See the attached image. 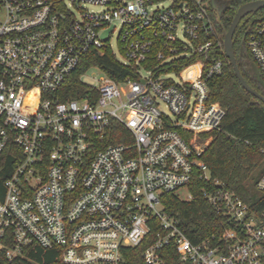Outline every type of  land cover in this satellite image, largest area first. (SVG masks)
Segmentation results:
<instances>
[{
    "label": "built area",
    "instance_id": "2783aa9c",
    "mask_svg": "<svg viewBox=\"0 0 264 264\" xmlns=\"http://www.w3.org/2000/svg\"><path fill=\"white\" fill-rule=\"evenodd\" d=\"M210 1L0 0V156L10 144L18 148L0 200V257L12 261L37 245L61 249L64 264H123V250L156 227L144 264H166L169 245L182 264H263L264 212L250 213L211 180L201 159L204 135L225 116L208 96V79L222 70L219 59L204 62L222 46L205 37L214 33ZM113 24L114 47L113 32L100 37ZM247 47L264 79V22ZM91 52L138 68V79L118 81L91 67L79 77L83 97L61 100ZM176 59L196 60L173 70ZM91 69L102 76L90 74L88 83ZM113 124L130 141L104 145ZM194 176L208 185L201 196L229 221L196 244L160 202L185 189V198L176 197L192 200Z\"/></svg>",
    "mask_w": 264,
    "mask_h": 264
},
{
    "label": "trees",
    "instance_id": "16d2710c",
    "mask_svg": "<svg viewBox=\"0 0 264 264\" xmlns=\"http://www.w3.org/2000/svg\"><path fill=\"white\" fill-rule=\"evenodd\" d=\"M254 0H215V7L210 1L209 15L214 26V33L205 37L221 42L219 49H214L205 62L211 58L222 61L220 74L213 75L207 81L210 102H217L224 110L225 116L218 129L204 135L210 139L202 161L210 170L211 180L218 181L224 188L233 192L247 205L250 213L261 216L264 212V189L257 188V183L264 176V104L248 94L240 86L233 68L223 50V32L227 31L237 9ZM264 22V8L247 15L239 23L234 35V53L240 73L245 81L264 96V79L247 47V40L259 23ZM203 59V58H202ZM196 59H176L171 65L173 70L187 66ZM155 65L143 63L141 67ZM98 67L107 76L121 81L126 77L138 79V68H124L118 64L111 53L99 57L93 52L86 55L77 70L65 81L60 93L61 100L82 98L86 89L79 77L85 70ZM193 70V69H191ZM255 102H252V101ZM112 135L104 139L105 144H125L130 141L127 130L120 124H113ZM132 142V137H131ZM18 148L10 144L8 150L0 156V200L3 195V182L12 171ZM207 183L194 176L188 186L192 200H180L173 193H164L160 202L164 211L180 221L183 232L194 244L219 233L229 225L224 212L202 196ZM158 229L155 227L148 239L136 248L123 250V264H144L142 252L154 240ZM166 264H182L173 246L162 250ZM0 264H64L61 249H44L33 245L23 252V257L8 261L0 257ZM264 264V260H263Z\"/></svg>",
    "mask_w": 264,
    "mask_h": 264
},
{
    "label": "water",
    "instance_id": "95a60500",
    "mask_svg": "<svg viewBox=\"0 0 264 264\" xmlns=\"http://www.w3.org/2000/svg\"><path fill=\"white\" fill-rule=\"evenodd\" d=\"M264 8V0H254L241 5L228 28L227 31L223 32V50L226 58L229 60L234 74L244 91L253 96L255 99L259 100L264 104V96L254 90L243 78L240 73L239 67L236 62L234 53V35L235 31L241 22L247 15L256 13L260 9ZM252 102H255L254 100Z\"/></svg>",
    "mask_w": 264,
    "mask_h": 264
},
{
    "label": "rangeland",
    "instance_id": "374dc122",
    "mask_svg": "<svg viewBox=\"0 0 264 264\" xmlns=\"http://www.w3.org/2000/svg\"><path fill=\"white\" fill-rule=\"evenodd\" d=\"M212 1V5L213 7H215V0H211ZM90 9H97V8H91L89 7ZM0 19H2V15L0 14ZM115 26L116 29H113V27ZM118 26L113 24L111 25L110 27H108L105 31H102L100 33V37L102 39L106 38L108 35H110V32H113L112 35H111V43H112V46L114 47L115 45V39H116V34H117V30H118ZM90 74H94V75H98L99 77L102 76L96 69H91L86 75L85 77L83 78L86 82L88 83H92V81L89 79V76ZM173 79L174 80H177L178 78L176 76H173ZM160 108L167 113V109L165 108V105L163 103L160 104ZM207 143L210 144V140L207 139ZM187 195V190H181L179 192L176 193V196L180 197V198H185V196Z\"/></svg>",
    "mask_w": 264,
    "mask_h": 264
},
{
    "label": "bare ground",
    "instance_id": "6f19581e",
    "mask_svg": "<svg viewBox=\"0 0 264 264\" xmlns=\"http://www.w3.org/2000/svg\"><path fill=\"white\" fill-rule=\"evenodd\" d=\"M190 71H191V70H190ZM190 71H188V73H189Z\"/></svg>",
    "mask_w": 264,
    "mask_h": 264
}]
</instances>
